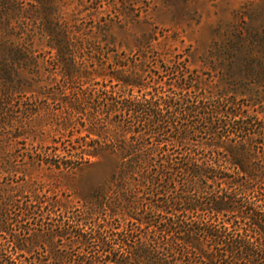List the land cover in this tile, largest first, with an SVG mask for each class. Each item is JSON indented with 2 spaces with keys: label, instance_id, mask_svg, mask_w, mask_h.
<instances>
[{
  "label": "rangeland",
  "instance_id": "1",
  "mask_svg": "<svg viewBox=\"0 0 264 264\" xmlns=\"http://www.w3.org/2000/svg\"><path fill=\"white\" fill-rule=\"evenodd\" d=\"M157 55L167 65L186 59L188 89L229 92L264 121V0H0V264H150L144 249L176 260L153 237L154 225L92 205L119 170V151L74 158L71 169L44 160L56 161L47 153H64L87 133L98 137L77 120L69 124L68 98L80 87L116 84L132 60L145 86L130 93L149 98L158 86L161 107L182 97L176 74L162 71ZM171 113L194 136L191 144L211 140L209 131L194 134L200 116ZM162 133L169 152L186 153L188 146L172 144V126ZM33 191L64 204L28 209ZM148 191L145 202H158ZM146 212L137 215L149 219Z\"/></svg>",
  "mask_w": 264,
  "mask_h": 264
},
{
  "label": "trees",
  "instance_id": "2",
  "mask_svg": "<svg viewBox=\"0 0 264 264\" xmlns=\"http://www.w3.org/2000/svg\"><path fill=\"white\" fill-rule=\"evenodd\" d=\"M159 58L155 59L162 71L176 74L175 86L182 97L164 99L161 107L153 96L159 94L158 86L149 98L147 93H130L145 86L132 60L133 67L129 65L126 74L109 88L105 84L80 87L71 93L66 106L69 124L77 120L97 131L98 137L87 133L71 148L64 146V153H47L57 159L45 157V162L71 169L74 158L119 151V170L106 187L96 191L92 205L102 210L109 207L111 217L154 225L153 237L167 243L168 256L176 260L158 259L144 249L150 264H264L263 119L255 109L250 112L249 103L229 92L203 96L196 86L188 89L193 71L186 59L167 65ZM174 110L185 119L200 116L194 134L209 131L211 140L191 144L195 138L172 119ZM133 117L137 123H132ZM169 125L176 131L174 147L188 146L184 155L169 152V143L161 139ZM151 130H157L154 142L149 141ZM148 190L158 202H145ZM32 194L33 198L25 199L28 209L64 204L57 194ZM140 208L147 209L149 219L137 215Z\"/></svg>",
  "mask_w": 264,
  "mask_h": 264
}]
</instances>
